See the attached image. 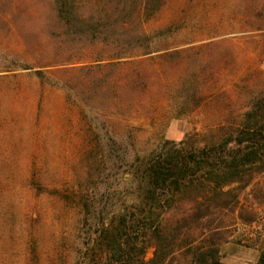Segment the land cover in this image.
<instances>
[{
  "label": "rangeland",
  "instance_id": "obj_1",
  "mask_svg": "<svg viewBox=\"0 0 264 264\" xmlns=\"http://www.w3.org/2000/svg\"><path fill=\"white\" fill-rule=\"evenodd\" d=\"M161 1L0 0V264H96L142 159L231 134L264 97V0ZM248 180L189 221L223 264L264 253V173Z\"/></svg>",
  "mask_w": 264,
  "mask_h": 264
},
{
  "label": "trees",
  "instance_id": "obj_2",
  "mask_svg": "<svg viewBox=\"0 0 264 264\" xmlns=\"http://www.w3.org/2000/svg\"><path fill=\"white\" fill-rule=\"evenodd\" d=\"M162 5L148 0L147 18ZM230 133L203 146L192 138L167 142L142 159L141 202L101 226L97 245L104 255L96 264H171L176 254L188 264H223L216 245L195 244L187 229L190 222L226 206V187L236 183L243 188L251 175L264 173V97ZM185 205L193 208L181 210ZM172 211L180 212L174 225L169 224ZM150 248L153 257L147 260ZM258 264H264V253Z\"/></svg>",
  "mask_w": 264,
  "mask_h": 264
}]
</instances>
